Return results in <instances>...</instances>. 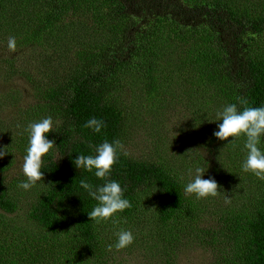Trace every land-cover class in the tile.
Masks as SVG:
<instances>
[{
  "label": "trees",
  "instance_id": "16d2710c",
  "mask_svg": "<svg viewBox=\"0 0 264 264\" xmlns=\"http://www.w3.org/2000/svg\"><path fill=\"white\" fill-rule=\"evenodd\" d=\"M80 19L92 29V39L75 50L64 77L40 69V81L30 84L44 110L38 107L35 115L40 112L38 121L53 118L48 138L56 141L42 158L41 194L22 202V194L16 197L9 187L6 168L0 167V264H89L86 252L101 256L108 248L100 237L101 224L88 216L97 202L79 183L104 181L75 168L73 160L79 154L94 155V146L105 139L123 140L129 117L127 107L119 108L122 71L133 67L134 78L141 79L156 102L166 97L158 92L160 85L174 97L184 74L193 72L186 87L205 93L209 101L193 110L195 121L200 112L219 111L228 103L241 109L264 106V0H0V32L20 28L17 37L33 41L43 57L51 56L50 40ZM97 31L104 42L97 41ZM93 117L105 122L100 133L84 127ZM202 119L196 123L203 148L215 153L229 149L239 156L243 137L220 141L213 136L216 119ZM118 155L108 179L126 188L132 207L115 214L127 222H120L117 231L134 232L143 198H154L157 228L168 232L158 236L156 230L154 235L169 248L149 249L174 254L181 241L191 240L193 229L178 221L192 220L196 210L183 181L162 159H133L123 149ZM188 163L199 165L201 159ZM21 205L24 213H19ZM258 205L252 218L232 216L213 230L197 228L209 240L202 241L197 232L193 237L218 251L210 264H264V201Z\"/></svg>",
  "mask_w": 264,
  "mask_h": 264
},
{
  "label": "rangeland",
  "instance_id": "374dc122",
  "mask_svg": "<svg viewBox=\"0 0 264 264\" xmlns=\"http://www.w3.org/2000/svg\"><path fill=\"white\" fill-rule=\"evenodd\" d=\"M19 30L20 28L7 30V33L4 30L0 32V149L7 152L3 158H0V167L6 168L9 187L16 197L22 194L20 199L23 202L24 199L41 194L44 187L43 181H38L29 190L18 187L21 181L27 179L22 171L23 157L26 155L29 140L26 129L29 123L38 122L37 115L40 116V112L35 115L39 106L30 84L40 81V69L44 74L60 72L63 78V74L70 69L75 50L85 46L92 39L93 32L80 19L68 29V32L50 40L48 46H51V56L43 57L40 56L43 50L34 46L33 41L28 39L24 42L23 37L22 40L17 37ZM12 36L16 39L15 51H10L8 48V40ZM96 39L101 40L99 31ZM168 39L167 36L166 41ZM193 75V72L184 74L183 85L176 86L179 95L174 97H169V91L160 85L158 92L165 94L166 97L160 96L161 102H156L147 94V90L145 92L141 79L134 78L133 67L122 71L121 82H118L123 89L119 97V108L123 110V107H127L129 125L121 143L124 152L133 159L165 161L172 167L177 177H184V186L192 179L196 167L207 169L203 178L208 179L209 176L215 178L220 185L218 194L200 199H197L195 194H186L190 201L194 202L196 210L192 220L187 221L182 218L178 222L182 225L187 222L192 224L191 240L187 238L186 243L184 240L181 241L174 254L170 251L166 254L158 252L157 249H149L169 247L154 235V231L158 230L154 210L156 199L146 196L143 198L138 223L136 222L138 225L133 232L134 242L121 250H116L114 247L112 250L102 249L101 256L95 252L88 256L86 252L85 260L87 257L92 259L89 264H97V261L100 264H210L217 257L218 251L205 246L193 237V233L197 232L199 238H205L202 241L209 240V237L201 234L197 228L213 230L224 218L232 216L252 218L255 214L253 209L259 206V200L264 201V179L241 170V164L247 156L243 136L237 145L240 147L239 156L227 150L231 159L226 157V149L215 153L203 148L197 129L200 125H197L196 121H203L204 115L217 119L215 111L218 110L210 108L209 111L200 112V116H197L195 121L193 110L209 101L205 93H197L186 87ZM179 81L180 78L176 83ZM260 147L264 148V141ZM199 159H201L199 165L189 167L188 161ZM215 167L217 173L214 171ZM24 212L25 206L21 205L19 213ZM114 219L115 222L113 218L100 222V237L107 246L117 241L116 239L110 242L109 237L118 238L117 230L122 228L119 223H127L116 215ZM19 222L20 220L15 218V223L19 225ZM173 227H176L175 224ZM164 233L168 234L167 227L158 230L156 235L161 236ZM185 238L184 236L182 239ZM218 245L217 243L216 247ZM77 247H79L78 243ZM95 257L96 259H93Z\"/></svg>",
  "mask_w": 264,
  "mask_h": 264
},
{
  "label": "clouds",
  "instance_id": "9594fccd",
  "mask_svg": "<svg viewBox=\"0 0 264 264\" xmlns=\"http://www.w3.org/2000/svg\"><path fill=\"white\" fill-rule=\"evenodd\" d=\"M8 48L10 51L16 49V39L9 37ZM240 104L247 105L246 100L240 99ZM216 130L213 136L226 141L229 137L233 142L236 138L243 136L244 148L247 150V156L241 164V170L245 173H252L259 179H264V148L260 145L264 141V106L254 107L245 106L238 108L237 103L225 104L221 110L216 113ZM85 128L91 129L95 133H100L106 127L103 119L95 117L89 119L84 124ZM26 131L29 140L26 148V155L23 157L22 171L26 180L21 181L18 187L29 190L36 185L38 181H43L44 172L42 169L43 157L56 146L55 138L49 139L48 134L53 132V118L48 116L38 122L29 123ZM123 149L120 140L109 142L104 140L102 143L94 146L95 154H79L73 160L77 169H84L93 173L96 178L103 180L100 185H93L87 179L80 180V187L97 203L88 213L90 219L97 223L113 218L115 214L123 212L132 207L131 201L125 196L126 188L121 186L118 180L108 179L113 165L117 162L118 153ZM7 152L0 149V158H3ZM207 169L196 167L192 179L184 186L186 194H195L197 199L218 194V185L215 178L209 176L204 179L203 176ZM181 181L184 177L179 178ZM115 244L108 245V249L116 250L127 248L131 245L135 236L131 230L120 229L117 233Z\"/></svg>",
  "mask_w": 264,
  "mask_h": 264
}]
</instances>
